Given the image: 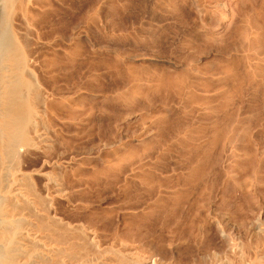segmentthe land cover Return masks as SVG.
Returning <instances> with one entry per match:
<instances>
[{"label":"rangeland","instance_id":"1","mask_svg":"<svg viewBox=\"0 0 264 264\" xmlns=\"http://www.w3.org/2000/svg\"><path fill=\"white\" fill-rule=\"evenodd\" d=\"M35 1L30 146L0 193L15 264H264V0ZM213 105L218 158L186 178L183 142ZM166 114L171 145L141 155Z\"/></svg>","mask_w":264,"mask_h":264},{"label":"bare ground","instance_id":"2","mask_svg":"<svg viewBox=\"0 0 264 264\" xmlns=\"http://www.w3.org/2000/svg\"><path fill=\"white\" fill-rule=\"evenodd\" d=\"M36 4H37V2L35 0H0V193L2 190L1 186L4 185V181L6 179V176L9 175L8 170H9L10 162H12L16 157H18L19 153L21 151H23L24 148H27L28 146H30L29 140H28L29 138L27 137V131L29 132L30 123L32 124V118L31 117H33V116H31V113L33 112V109L31 110V108H33V107L30 106V102L28 101V99H30V98H28V94L30 92H32L33 87H32V83H31L32 77L30 76V73H29L30 69L28 67V64L29 63L31 64L32 60L33 61H34V59L36 60L37 57L35 58L36 54L34 55L33 52H31V50H29V51L27 50L28 42H27L25 36H23L24 35L23 32L20 31L19 28L21 27V24L23 22V17L26 14L27 7L30 6L32 8ZM52 7H53V5L51 7H49V9ZM55 9L57 10V7H55V8L53 7V10H55ZM54 12H56V11H54ZM30 28H31V26H30ZM253 28H255L253 35H251L253 39H251V38L250 39L252 41L254 40L255 42H257V41L259 42L260 40H262V37L264 38V28L260 29L262 31V32L260 31L261 34L257 30L259 28L258 24L254 25ZM25 33H28L27 30ZM255 42L252 44H255ZM34 50H35V48H34ZM31 53H32V55H31ZM260 54H262V53H260ZM263 54H262L263 57H260V55H259V57H256L257 63H258V60L261 61V64L264 62L263 61L264 60ZM28 55H31L32 57H28ZM62 56H63V54H62ZM29 58H31V59H29ZM260 61H259V63H260ZM59 63L61 64L62 60L60 59L59 55L55 54L52 57V64H53V66H55V65L59 66ZM257 63H255V65L253 64L254 65L253 70L255 72L258 71L259 74L263 73L264 68H261L262 66H260L259 63L258 64ZM146 64H148V63H146ZM163 67L165 68V66H163ZM163 67H161V68H163ZM225 68L226 67H224V70H225ZM155 69H157V68H155ZM166 69H164V70H166ZM158 70H157L156 75H158ZM168 70L172 71L169 68H168ZM210 71H211V69H210ZM222 71H223V69H222ZM222 71H221V73H223ZM215 72H216V70H215ZM215 72H214V74H215ZM151 74H152V72H151ZM156 75L152 79H155ZM177 76H178V74H172V73L168 74L167 72L163 71V78H164V81L167 80L166 81L167 84H169L171 82V83L177 85L179 83L176 80ZM244 77H240V78L242 79ZM130 82H132V81H130ZM182 82L180 81V83H182ZM160 86L163 87L164 83ZM181 86L182 85H180V88H181ZM196 86H198V85H196ZM165 87H166V85H165ZM165 87H164V89H165ZM167 87H169V86H167ZM216 89H217V87H216ZM218 89H219V87H218ZM214 91H215V89H214ZM209 93H211V92H209ZM221 109L223 110V108H221ZM221 109L216 105L208 107V109H207L208 111L205 112V114L203 116L204 117L203 118L204 126L201 124V125H199L198 129L195 130L196 132L195 131L192 132L193 136H194V133H195V135H196V133L198 135L197 137H195V136L193 137V139L195 141H191V140L189 141V140L185 139V141L183 142V143H186V145H183V147H185L184 148L185 150L181 148V151L184 150L185 153L187 152L190 155L191 154L193 155V152L197 153V156L194 158H191V157L188 159L186 158L187 160L185 161V165H183L181 168L184 171V176L186 174V176H185L186 178L190 177L189 179H191L195 175H201L202 173H204V169L205 170L208 169L207 167H208L209 160H210V163L216 162V161H214L215 159L217 160V158H218L216 155V152L218 150L216 145H217L218 141L220 140L221 132L223 131L221 129L222 128L221 127V121H222L221 118H223V123H224V120H225L224 118H226V116H228L226 113L227 110H225V114H222ZM224 109H226V108H224ZM170 112L168 114H170ZM228 112L231 113L230 109H228ZM240 113H241V111H240ZM168 114H166V116H164V117H161L159 119L158 124L156 123L157 125H155L153 128H151L152 130L150 132H148L147 134H145L141 138L135 139V141H137V142L133 143L132 144L133 146L134 145L143 146L142 152H141V148L139 149L140 151L138 150L141 155H142V153H144L146 151L147 152H150V151L154 152V154H155V152H157L160 154L162 152L161 150H165V148H166L165 146L171 145V143H170V137L171 136H169V134H170V132H172V131H170V128H171L170 126L172 124V120H171L172 116L170 117ZM178 114H176V115H178ZM230 115L232 116V114H229V116ZM179 116H181V114H179ZM223 116H225V117H223ZM175 118H176V116H174V119H173L174 122L177 120V118L176 119ZM227 118L229 121V117H227ZM230 119H231V117H230ZM195 121L196 120H194V121L192 120L193 124ZM223 123H222V125H223ZM177 124H179V121L177 122ZM180 127H182V125ZM194 128H191V129H194ZM188 129H190L189 126H188ZM171 130H172V128H171ZM181 130H179L180 133L182 132ZM186 131H187V129H186ZM192 133H190V136L192 135ZM185 135H186V133H185ZM190 136H189V138L191 139ZM181 137H182V135H181ZM196 140H197V142H196ZM194 142H195V144H191ZM132 145L126 144L123 147V150L129 151V148ZM180 145H182V144H180ZM153 155H152V157H154ZM147 159H149V157ZM133 170H135V169H133ZM162 172L163 171L161 170V173ZM127 174L128 173L126 172L125 175L127 176ZM20 187H21V185H20ZM17 190H19V189L16 187L15 190L13 189L11 192L15 191L16 193H18ZM15 192H13V194H15ZM22 194H20V195H22ZM18 195H16V196H18ZM20 199L22 200V198H20ZM4 201H5L4 195L0 194V264H15L16 263V261H14L15 256L9 252L11 250H13V252L16 253V251L22 247L18 248L19 246L15 245L16 242L18 241L17 240L18 237L17 238L14 237L15 229H17V226L10 219H7L8 215L6 216V212H5L6 208L4 207L5 206ZM10 203H11V201H10ZM12 203H13V201H12ZM20 221H22V220H20ZM20 225L22 226V224H20ZM14 247L18 248V249L16 251H14L15 250ZM20 252L21 251H19V253Z\"/></svg>","mask_w":264,"mask_h":264}]
</instances>
